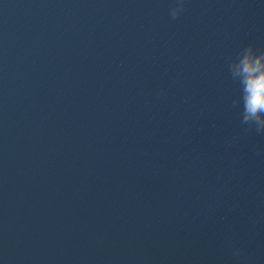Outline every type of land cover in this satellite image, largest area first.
I'll return each mask as SVG.
<instances>
[{
    "label": "water",
    "instance_id": "1",
    "mask_svg": "<svg viewBox=\"0 0 264 264\" xmlns=\"http://www.w3.org/2000/svg\"><path fill=\"white\" fill-rule=\"evenodd\" d=\"M171 6L0 0V264H264V135L226 70L264 0Z\"/></svg>",
    "mask_w": 264,
    "mask_h": 264
},
{
    "label": "clouds",
    "instance_id": "2",
    "mask_svg": "<svg viewBox=\"0 0 264 264\" xmlns=\"http://www.w3.org/2000/svg\"><path fill=\"white\" fill-rule=\"evenodd\" d=\"M188 2L172 0L170 18L179 19L187 10ZM226 70L231 81L239 88V95L232 99L231 107L238 110L240 125L245 131L264 135V48L257 47L253 42L246 44L228 59ZM165 95L166 91L161 88L157 98ZM235 141L234 137L228 142V147H232ZM231 258L237 264H249V258L242 248L233 246Z\"/></svg>",
    "mask_w": 264,
    "mask_h": 264
}]
</instances>
